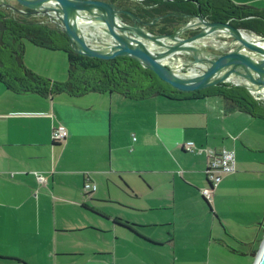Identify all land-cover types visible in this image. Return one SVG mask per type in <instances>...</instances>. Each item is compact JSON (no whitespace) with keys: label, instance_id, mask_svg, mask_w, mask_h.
<instances>
[{"label":"crops","instance_id":"crops-1","mask_svg":"<svg viewBox=\"0 0 264 264\" xmlns=\"http://www.w3.org/2000/svg\"><path fill=\"white\" fill-rule=\"evenodd\" d=\"M229 1L264 10V0ZM250 95L264 100L262 93ZM58 126L68 137L57 144L51 132ZM187 142L193 153L182 148ZM222 149L234 151L235 172L207 204L205 170ZM87 179L96 191L84 195ZM229 212L258 240L264 231L263 118L229 109L217 97H42L0 84V263L160 264L154 257L167 245L181 251L183 238L214 236L221 243L215 226Z\"/></svg>","mask_w":264,"mask_h":264},{"label":"water","instance_id":"water-1","mask_svg":"<svg viewBox=\"0 0 264 264\" xmlns=\"http://www.w3.org/2000/svg\"><path fill=\"white\" fill-rule=\"evenodd\" d=\"M10 1L0 0V7L47 18L75 54L102 61L131 58L180 93L229 84L264 94V37L247 35L230 21H209L197 3L194 14L145 19L111 0ZM156 26L165 31H154ZM254 264H264V241Z\"/></svg>","mask_w":264,"mask_h":264},{"label":"trees","instance_id":"trees-1","mask_svg":"<svg viewBox=\"0 0 264 264\" xmlns=\"http://www.w3.org/2000/svg\"><path fill=\"white\" fill-rule=\"evenodd\" d=\"M111 1L130 11L137 10L136 13L145 19H155L169 13L194 14L197 3L209 21H230L247 35L264 37V10L235 5L229 0H134L140 7H134L130 0ZM26 44L52 52H63L68 63L65 83L52 82L28 70L23 61ZM0 84L16 94L34 93L42 97L61 94L80 97L89 93L117 94L132 100L217 97L229 109L264 119V100L254 98L241 87L222 84L192 94L180 93L131 58L102 61L77 55L56 25L31 20L6 7H0ZM120 225L131 230L126 224Z\"/></svg>","mask_w":264,"mask_h":264},{"label":"rangeland","instance_id":"rangeland-1","mask_svg":"<svg viewBox=\"0 0 264 264\" xmlns=\"http://www.w3.org/2000/svg\"><path fill=\"white\" fill-rule=\"evenodd\" d=\"M26 48H30L31 51L24 55L25 66L27 65L28 68L33 69V73L41 78L59 84L65 83L68 63L63 52L42 51L29 44L25 45ZM236 213L245 216V211L240 208ZM246 221L247 218H243V222ZM239 224L240 222L235 214L232 215L229 212L226 221L222 224L217 222L215 226V230L220 234L221 243L216 242V239L219 238L214 236L211 240L209 236H201L197 240H190L186 237L178 243L181 251L174 254L167 245L159 258L154 257V261L160 264H251L254 251L260 244L255 254V257H257L263 244L264 231L261 232L258 240L253 241L255 234L241 229L243 226H239Z\"/></svg>","mask_w":264,"mask_h":264},{"label":"built area","instance_id":"built-area-1","mask_svg":"<svg viewBox=\"0 0 264 264\" xmlns=\"http://www.w3.org/2000/svg\"><path fill=\"white\" fill-rule=\"evenodd\" d=\"M68 137V132L63 126H58L52 129L51 139L53 143H62ZM182 148L187 152H194L196 150L192 142H187L182 145ZM235 153L231 150L222 149L219 155L214 157L207 165L205 170L206 179L209 187L202 190L201 194L207 204L212 202V196L215 188L220 184L225 176L231 175L235 172ZM13 175L11 174V177ZM34 177L39 184H45L46 178L40 174L35 173ZM96 191V186L88 179L83 185L82 192L84 195L93 194Z\"/></svg>","mask_w":264,"mask_h":264},{"label":"flooded vegetation","instance_id":"flooded-vegetation-1","mask_svg":"<svg viewBox=\"0 0 264 264\" xmlns=\"http://www.w3.org/2000/svg\"><path fill=\"white\" fill-rule=\"evenodd\" d=\"M130 4H132L134 7H135L136 5H137L138 7H140L139 3H138V2H135V1H133V2L130 1ZM136 8H137V7H136ZM132 10H133V9H132ZM136 11H137V10H134L133 12L136 13ZM165 19H166V18H165ZM165 19H163V20L165 21ZM153 30L156 31V32H164V31H165V28L162 27V26H156Z\"/></svg>","mask_w":264,"mask_h":264}]
</instances>
